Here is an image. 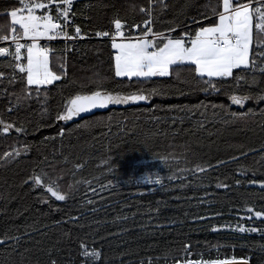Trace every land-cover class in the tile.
<instances>
[{"label": "trees", "instance_id": "trees-1", "mask_svg": "<svg viewBox=\"0 0 264 264\" xmlns=\"http://www.w3.org/2000/svg\"><path fill=\"white\" fill-rule=\"evenodd\" d=\"M50 4V15L56 16L57 5ZM148 4L149 0H73L74 24L67 31L73 35L79 26L81 36L40 41L50 50V69L61 79L43 86L39 95L33 86L31 97L18 106L16 97L25 90L24 74L14 71L11 57H0L4 73L0 118L26 129L24 134L0 133V155L28 146L14 159L0 160V239L7 240L0 245V264L52 260L83 264L81 245L101 252L98 264H177L220 258L264 264V235L239 231L241 226L264 229V218L254 216L264 209L260 186L264 102H247L243 109L231 105L230 78L221 91L204 92L193 69L184 66L142 84L134 79L130 85L127 78L114 77L111 40L95 33L114 31L115 19L141 24L148 16L140 9H149ZM13 7L22 5L18 0H0V26L10 24L3 13ZM213 8L222 10V0H156L150 8L154 31L175 28L176 37L194 31L216 20ZM122 31L131 37L141 34L134 27ZM9 49L14 51L13 46ZM14 74L15 82L9 83ZM236 75L251 79V73ZM256 78V85L242 84L234 94L264 90V75L257 72ZM99 79L109 91L127 94L138 87H155L163 94L94 109L72 121L56 120L68 99L97 90L93 82ZM200 104L205 107H195ZM248 108L256 114L246 120L229 115ZM34 170L57 180L71 193L69 198L56 201L44 189L33 187L29 178ZM146 174H152L153 180L158 175L160 183L143 182Z\"/></svg>", "mask_w": 264, "mask_h": 264}, {"label": "snow or ice", "instance_id": "snow-or-ice-1", "mask_svg": "<svg viewBox=\"0 0 264 264\" xmlns=\"http://www.w3.org/2000/svg\"><path fill=\"white\" fill-rule=\"evenodd\" d=\"M53 0H49L52 3ZM22 7H13L3 14L10 17V24L0 26V41H10L14 46V51L7 47H0V57H11L15 63L12 65L14 71L24 74L25 81L23 96H17V106L31 97L33 86L37 95L43 86L51 85L59 81L61 76L49 67V48L43 46L40 41H47L63 38L65 40H75L81 36V28L74 27V34L69 35L67 29L74 24L70 18L73 0H60L57 4L56 16L44 13L37 15L38 9H45L48 4L40 0H18ZM255 4V6H253ZM142 13H146L148 19L141 24L127 25L120 19H115L114 31H98L97 37H108L111 40V47L115 50L114 56V77L127 78L131 85L133 80L140 82L150 80L153 77H166L172 75L171 70L177 67H188L193 69V74L204 92H219L221 85L232 80L233 94L228 96L231 105L247 107V102L254 101L257 105L264 102V90L252 94H234L242 84L256 85L258 83L256 73L264 75V0H248L244 3L241 0H222V10L212 9L213 16L218 19L212 21L208 26H200L194 31L184 32L176 37L175 28H169L166 33L154 31L153 17L151 9L141 8ZM206 19H208L206 17ZM59 21V22H58ZM124 27H135L141 33L133 38L131 34L125 35L122 31ZM22 39L31 41L21 43ZM119 40V42H118ZM25 53L22 54L21 50ZM26 60V63L21 62ZM60 71H64V66L60 65ZM251 73V79L244 75H236V72ZM179 73L177 78L179 79ZM4 76L0 72V78ZM15 74L9 83L15 82ZM97 90H92L86 94H76L62 105V111L56 115L57 121H72L81 113H90L93 109H107L109 105H127L146 101L150 97L162 95L159 88L145 89L138 87L136 91L122 94L119 91H109L104 87V80L99 79L93 82ZM83 87V86H82ZM197 108L205 107L200 104ZM216 107V106H212ZM223 109V106H219ZM9 111L12 109L9 108ZM172 110V109H170ZM183 110V109H181ZM46 111V109H45ZM256 113L252 108L247 111L230 112L233 119L246 120ZM264 114V109H261ZM109 116L108 120L111 121ZM87 122L85 123L86 126ZM81 125H77L80 127ZM14 130L17 134L26 133L24 127H16L14 123H8L0 118V133L8 134ZM64 129L59 135L63 137ZM27 152L28 146L13 148L0 155V160L5 162L18 157L21 152ZM163 163H167V158H161ZM79 167V165L77 166ZM197 170L203 172L205 169L197 166ZM143 182L149 184L160 183V178L152 179V174H146L142 178ZM29 182L35 188H41L49 193L56 201H66L70 192H65L57 180L48 177L47 173L41 170L37 174L34 170ZM141 181H138V183ZM239 184V181H237ZM256 183V181H252ZM227 187V185H219ZM264 188V181L260 182ZM71 185L69 188L71 189ZM47 202V200H45ZM248 212L253 210L249 208ZM255 218H264V209L255 211ZM248 219H252L251 216ZM240 232H260L264 235V229L245 228L241 226ZM7 243L6 239H0V245ZM188 252V248H185ZM81 257L83 264H98L101 259V252L96 249L89 250L81 245ZM233 260H212V261H192L187 260L183 264H234ZM50 264H56L55 260ZM177 264H181L180 261ZM243 264H248L244 260Z\"/></svg>", "mask_w": 264, "mask_h": 264}, {"label": "rangeland", "instance_id": "rangeland-1", "mask_svg": "<svg viewBox=\"0 0 264 264\" xmlns=\"http://www.w3.org/2000/svg\"><path fill=\"white\" fill-rule=\"evenodd\" d=\"M45 4H48V7L47 8H45V9H38L37 10V12H36V14L37 15H43L44 13H48V14H50V10H49V7H50V3H45ZM52 4H55L56 5V3H55V1H53L52 2ZM43 10H45V11H43ZM41 11H43V13L41 12ZM216 19H218V18H216ZM204 26H208V24H206V25H204ZM133 38H135V37H137V36H132ZM42 40H45V39H42ZM118 42H119V40H118ZM115 62V61H114ZM221 259H225V258H220V259H213V260H221ZM232 260L233 258H226V260ZM235 259H237V258H235ZM239 259V258H238ZM187 260H192V261H201V262H204V261H212V260H199V259H186V260H181L180 262L181 263H183V262H185V261H187Z\"/></svg>", "mask_w": 264, "mask_h": 264}, {"label": "built area", "instance_id": "built-area-1", "mask_svg": "<svg viewBox=\"0 0 264 264\" xmlns=\"http://www.w3.org/2000/svg\"><path fill=\"white\" fill-rule=\"evenodd\" d=\"M59 2H60V0H55L56 5ZM155 3H156V0H149V4H148L149 8H151L152 6H154ZM134 29L137 30V28H135V27H134ZM135 36H137V35H135ZM98 38H107V39H109L108 37H98ZM44 41H47V40H44ZM23 42H29L30 43L31 41H26V39H22L21 40V43H23ZM10 46H13L10 41H0V47H7V48H9ZM221 260H226V258L225 259H221Z\"/></svg>", "mask_w": 264, "mask_h": 264}, {"label": "water", "instance_id": "water-1", "mask_svg": "<svg viewBox=\"0 0 264 264\" xmlns=\"http://www.w3.org/2000/svg\"><path fill=\"white\" fill-rule=\"evenodd\" d=\"M94 110V109H93ZM92 110V111H93ZM91 111V112H92ZM81 114H86V113H81ZM233 260V259H232ZM245 259H234V264H243V261H244ZM181 264H183V263H181ZM248 264H250V262L248 261Z\"/></svg>", "mask_w": 264, "mask_h": 264}]
</instances>
